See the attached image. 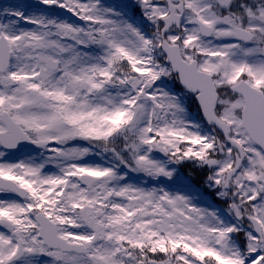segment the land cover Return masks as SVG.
<instances>
[{"label":"snow or ice","instance_id":"obj_1","mask_svg":"<svg viewBox=\"0 0 264 264\" xmlns=\"http://www.w3.org/2000/svg\"><path fill=\"white\" fill-rule=\"evenodd\" d=\"M0 264H264V0L0 11Z\"/></svg>","mask_w":264,"mask_h":264},{"label":"rangeland","instance_id":"obj_2","mask_svg":"<svg viewBox=\"0 0 264 264\" xmlns=\"http://www.w3.org/2000/svg\"><path fill=\"white\" fill-rule=\"evenodd\" d=\"M30 1V0H0V11H2L4 8L8 7V8H16V7H20L21 10H26V11H31L32 8H27L25 6V4ZM170 87L172 88L173 91H177V92H182L181 89L177 88L174 85V82L171 81L170 82ZM191 107V105H190ZM192 108V107H191ZM193 109V108H192ZM194 110V109H193ZM181 175L188 181L191 180V177H193V180H196V182L198 183V187L195 188H202V176L199 175L197 172L190 170L188 168H183L181 169ZM170 182L165 181L163 184L160 185H154V182H149L148 186H160V187H165L167 186V184ZM204 191L205 197L207 198L209 196L208 194V190L207 189H202Z\"/></svg>","mask_w":264,"mask_h":264}]
</instances>
